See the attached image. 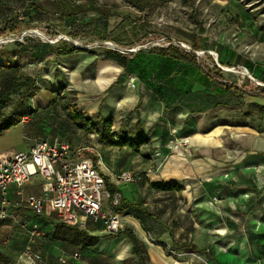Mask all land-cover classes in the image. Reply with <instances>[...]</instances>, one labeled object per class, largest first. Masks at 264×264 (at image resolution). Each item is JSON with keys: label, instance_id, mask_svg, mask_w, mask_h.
Segmentation results:
<instances>
[{"label": "rangeland", "instance_id": "374dc122", "mask_svg": "<svg viewBox=\"0 0 264 264\" xmlns=\"http://www.w3.org/2000/svg\"><path fill=\"white\" fill-rule=\"evenodd\" d=\"M143 1L139 9L124 0H0V95L11 87L17 67L37 76L24 100L16 103L19 94L12 93L7 105L0 103V118L19 119L1 132L0 151H28L39 139L57 138L85 147L81 155L95 157V130L78 129L67 115L66 102L86 109L84 104L100 102L107 85L116 80L123 87L130 86V78L135 84L137 79L143 84L163 82L168 85L162 96L169 105L164 117L171 135L163 157H179L174 149L180 152L181 147L184 164L178 170L127 172L141 176L135 182L157 219L172 227L181 224L184 241L214 254L175 249L169 242L164 251L167 264H214V258L218 264H264V99L225 93L190 66L174 64L164 77L162 60L148 51L165 45V38L135 45L150 31L164 34L174 44L190 47L195 42L202 48L196 52L199 63L210 72L219 69L224 80L237 85L248 80L264 85V0ZM92 6L113 15H97L90 11ZM25 11L32 12L31 21L14 29ZM75 32L77 36L72 35ZM208 41L211 51L203 49ZM61 42L73 43L80 51L57 55L49 45ZM231 52L254 63L257 75L237 59L227 65ZM140 57L148 67L132 61ZM128 61L135 71L124 68ZM157 61L154 72L149 62ZM143 149L138 152L150 153L148 147ZM169 178L182 183L183 189L157 196L150 181ZM39 188L38 178L25 187L28 193H39ZM24 211L0 221V264L6 259L9 264H136L133 256L125 260L115 256L125 255L118 250L124 239L89 219L86 228L99 244L86 253L54 240L46 222L40 237L31 242L21 223L35 217ZM74 251L80 252L78 258L72 257ZM144 261L151 264L147 251Z\"/></svg>", "mask_w": 264, "mask_h": 264}, {"label": "crops", "instance_id": "0c3cea01", "mask_svg": "<svg viewBox=\"0 0 264 264\" xmlns=\"http://www.w3.org/2000/svg\"><path fill=\"white\" fill-rule=\"evenodd\" d=\"M121 85L122 83L119 80L110 82L106 87L108 88V92L102 97L100 102L86 103L84 104L86 109H81L77 103V107L80 111L86 112L93 118L94 115L92 114L94 111H97L98 108H100L99 111L103 117L111 118L112 130L113 132L116 130V136L119 133V128L122 127L124 128L125 136L131 137L129 129L138 121L140 125L139 128H136L135 130L139 131L140 136L148 139L147 143L143 144L138 151L142 150L144 146L148 147L150 153L147 155L141 154L138 151L131 150L127 146H111L97 141L94 144L96 148L94 153L95 157L92 158H95L94 164L99 172L104 176L106 182L108 181V183L114 184V173H117L119 170L127 171L137 169L145 171L156 167L162 170H178L179 167L183 166L185 161V158L180 155L184 154L181 147L179 148L180 152H178L176 148L174 149L176 154L181 158L175 155H171L170 157L165 156V158L163 157L168 154L167 141L171 138L170 132L166 129V118L164 117L169 105L162 96L163 91L168 89V85L163 82H145L143 84L141 80L138 79L137 84L133 87H123ZM150 85L159 87L162 94H157L155 90L150 88ZM71 147L72 149L79 148L81 151L85 148L78 146L75 143L74 145L71 144ZM12 153H14V151H0V154L3 155H11ZM137 154H141V156H137ZM195 162L198 161L195 160ZM169 181L181 185L183 189L182 183L176 182L173 178L150 182L163 183ZM135 183L136 182L119 185L114 184L121 193L122 201L127 204V214L121 213L123 215V228L132 229L136 236L144 242L147 255L149 256V262L151 264H156V261L158 264H167V256H165L164 253L165 249L161 244L166 247L169 242L172 245V241L179 244H181V241H183L182 244H188L190 242L183 240L185 232L184 229H182L181 224L177 223L176 226L172 227V224L165 223L161 218L157 219V214L148 209V202H144V195L141 196L142 193H140V188L138 184ZM23 190L26 191L25 188ZM152 190L157 192V196H162L167 192L173 191H162L155 188ZM180 191L174 190V192ZM8 199L10 205L13 207L14 215L21 210H25L24 212L32 215L24 205L22 195L17 194L14 187L9 188ZM178 236L181 238L177 240ZM122 239H124L125 242L121 243L118 250L120 251V254L125 253V255L119 256L118 254H115V256L119 258L118 260H123L132 255L130 242L126 238H121L120 240ZM196 248L199 249L198 246H196ZM212 255H214L213 251ZM214 264H218L216 258H214Z\"/></svg>", "mask_w": 264, "mask_h": 264}, {"label": "built area", "instance_id": "2783aa9c", "mask_svg": "<svg viewBox=\"0 0 264 264\" xmlns=\"http://www.w3.org/2000/svg\"><path fill=\"white\" fill-rule=\"evenodd\" d=\"M169 42L165 45L167 46ZM174 44V43H172ZM189 50L183 42L174 44ZM135 78L129 79L131 87ZM39 179V193H28L23 189ZM141 179L137 173L122 171L115 176V185L133 183ZM14 187L17 194L35 217L55 214L62 222L86 227V219L99 224L104 232L115 234L124 226L123 215L115 211L121 201V193H111L104 176L95 166L93 158L81 155V149L60 139L35 141L28 151L11 155L0 154V220L14 217L13 207L8 199V190ZM32 242L42 233L36 219L24 218ZM80 253L74 251L73 258ZM39 259L38 254L34 255ZM64 262L65 258H60Z\"/></svg>", "mask_w": 264, "mask_h": 264}, {"label": "trees", "instance_id": "16d2710c", "mask_svg": "<svg viewBox=\"0 0 264 264\" xmlns=\"http://www.w3.org/2000/svg\"><path fill=\"white\" fill-rule=\"evenodd\" d=\"M128 3L133 4L134 6H137L139 9L142 8L144 1L143 0H124ZM33 8V7H32ZM32 10V9H30ZM84 9H80V11H83ZM91 12L96 13L97 15L101 16H112L113 13L110 12V10L107 9H101L98 7L92 6L90 9ZM70 12V11H69ZM67 13L70 15V13ZM31 11H25V13L22 15L21 21H15L16 25H14V29L20 28V23H29L31 21ZM73 36H77L78 33H72ZM159 38H165L166 42H169L167 46H153L149 51L148 55L155 57L156 60H162L159 67L165 66V74L163 75L166 77L167 73L171 72V67L174 64L183 65V66H190L193 67L201 78H204L206 83H211L215 88L220 89L221 91L228 93V94H234L238 98H253V99H264V86L257 84L254 81L248 80L247 82L237 85L236 83H231L229 81H226L223 79L221 71L218 69L216 73L210 72L208 69L204 68L199 63V57L197 55V51H199L201 46L196 44L195 42L192 43V45L189 47V50H185L183 48H179L172 44V41L168 39L164 34L159 32L150 31L144 34L136 43L135 45L140 44L143 40L149 39L151 41L159 39ZM49 48L55 52L57 55H72L76 52H79L80 49L74 45L73 43H66L61 42L60 45L56 47H52L49 45ZM203 49H206L207 51H211L213 49L212 43L208 41V45H205ZM232 59H237L239 62L247 68L252 75H257V67L254 63H251L247 59H243L242 57L236 55L234 52H231L229 55V61H227V65H231ZM135 64L139 66H147L146 61L143 58L134 59L133 60ZM158 61L156 64H153V62H149L150 69L154 72L158 71ZM220 64H224L223 60H219ZM124 68H126L128 71H135V68L131 65L130 61L127 63L122 64ZM148 67V66H147ZM158 67V68H157ZM36 75H27L21 71L19 67L16 68V72L13 76L11 87L5 91L2 95H0V103H3L7 105L10 101V95L12 93H18L19 98L16 103L21 102L25 99L27 94L30 92L31 89L35 87L36 84ZM262 82L264 83V76ZM21 88H24V90H21ZM150 88L152 90H155V92L161 93L162 91L159 89V87L150 85ZM68 105V111L67 115L69 119L74 123V125L82 130H85L86 132H89L91 130H95L97 134V141L102 144L111 145V146H127L133 151H138V149L145 143H147L148 139L146 137L140 136L139 131L135 130L136 128H139V122L137 121L133 127H131L129 132L131 133V137L125 136L124 128H119V133L116 136L115 132L112 130V121L110 117H103L98 111L94 118L87 114L86 112H82L78 109L76 103H70L69 101L66 102ZM261 107H264L263 105ZM19 122V119H12L8 115L5 117L0 118V134L4 130L8 129L9 127L16 125ZM93 161H95V158H93ZM150 186L162 190V191H180L182 190V186L169 181V182H163V183H150ZM107 187L111 193H114L118 189L116 186L112 183H108L107 181ZM127 204L124 203V201H120L119 205L115 207V211L127 214ZM35 217V216H34ZM32 219H36V221L39 223V228L41 229V224L43 222L48 223L53 228L52 237L54 240L65 242L70 246L78 247L81 249L83 253H86V251L96 248V246L99 244V238L93 235L89 229L82 228L77 224H67L62 222L55 214H52L49 216H38ZM1 221V220H0ZM98 226L102 229V227L98 224ZM118 239L126 238L130 244L132 249V255L131 257L136 258V264H145V254H146V246L144 242H142L134 233V231L130 228H122L117 233L112 234ZM161 246L167 250L165 245L161 244ZM172 246L175 249H185L187 251L195 250V251H203L208 252L212 255L211 250L207 249H197L194 244L188 243V244H179L175 241H172ZM80 253V252H79ZM132 257V258H133ZM11 261L9 259H6L1 264H9ZM203 264V263H200Z\"/></svg>", "mask_w": 264, "mask_h": 264}, {"label": "water", "instance_id": "95a60500", "mask_svg": "<svg viewBox=\"0 0 264 264\" xmlns=\"http://www.w3.org/2000/svg\"><path fill=\"white\" fill-rule=\"evenodd\" d=\"M257 84L262 85V84H260V83H257ZM262 86H264V85H262Z\"/></svg>", "mask_w": 264, "mask_h": 264}, {"label": "bare ground", "instance_id": "6f19581e", "mask_svg": "<svg viewBox=\"0 0 264 264\" xmlns=\"http://www.w3.org/2000/svg\"><path fill=\"white\" fill-rule=\"evenodd\" d=\"M136 80V79H135Z\"/></svg>", "mask_w": 264, "mask_h": 264}]
</instances>
